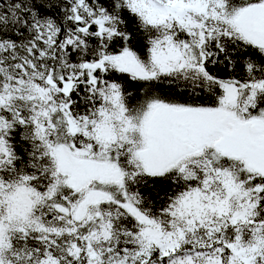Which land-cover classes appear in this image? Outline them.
Returning <instances> with one entry per match:
<instances>
[{"label": "snow or ice", "instance_id": "1", "mask_svg": "<svg viewBox=\"0 0 264 264\" xmlns=\"http://www.w3.org/2000/svg\"><path fill=\"white\" fill-rule=\"evenodd\" d=\"M0 264H264V0H0Z\"/></svg>", "mask_w": 264, "mask_h": 264}]
</instances>
